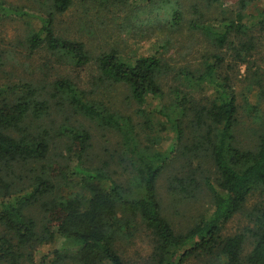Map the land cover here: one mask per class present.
<instances>
[{"label":"trees","instance_id":"1","mask_svg":"<svg viewBox=\"0 0 264 264\" xmlns=\"http://www.w3.org/2000/svg\"><path fill=\"white\" fill-rule=\"evenodd\" d=\"M72 2L37 3L44 17L18 46L26 44L31 53L46 50L57 63L95 66L89 79L93 87L120 84L139 104L148 97L162 101L161 77L170 69L161 56L125 59L116 45L95 53L80 38L56 34L54 17L68 11ZM94 2L111 14L118 6L124 10L133 4L158 8L149 26L158 28L157 33L187 27L216 48L229 45L236 51L235 60L248 64L255 47L249 31L257 24L264 32V4L256 13L249 11L256 0H201L221 11L217 25L206 24L209 17L197 1L189 5L188 18L181 0ZM15 10L0 0V16ZM161 36V48L171 43L170 34ZM223 62L214 53L205 59L204 69L183 71L188 86L199 91L211 87L214 96L203 100L172 88L171 102L153 110L162 120L139 125L144 143L129 116L112 110L65 74L42 84L32 79L0 84V264H135L125 259L121 243L140 230L152 245L139 264H183L188 259L199 264H264V83L253 78L261 85L256 102L239 103L231 75H219ZM242 112L256 122L244 137L247 118ZM92 124L119 134L112 155L99 165L87 163ZM120 150L123 157L117 160L123 168L118 173L109 165L116 163L113 153ZM177 160L179 167L167 175L165 187L172 205L198 202L204 190L209 196L208 205L184 229L164 213L158 184ZM205 161L212 169L203 166ZM250 198L253 202L246 207ZM239 212L248 223L225 234L226 223Z\"/></svg>","mask_w":264,"mask_h":264},{"label":"rangeland","instance_id":"2","mask_svg":"<svg viewBox=\"0 0 264 264\" xmlns=\"http://www.w3.org/2000/svg\"><path fill=\"white\" fill-rule=\"evenodd\" d=\"M10 3L16 10L0 16V84L11 82L13 80H37L38 82L52 80L55 77L65 74L78 84L81 89L91 91L93 97L101 99L112 110H117L121 115L129 116L133 120L135 133L138 135L139 142L144 143L145 133L139 127L147 119L152 121L162 120L161 116H153V110L160 103H170L172 100L171 89L178 86L187 92L195 94L196 97L212 98L214 92L211 87L205 90H195L184 82L181 76L185 69L190 71H199L204 69V61L211 54L218 53L224 62L219 70V75H231L230 82L236 85L238 93V102L244 104L243 101L248 100L249 103L256 102V97L261 85L252 82L253 78H259L264 83V32L254 24L249 31V36H253L255 43L254 49L251 51L250 64L235 60L234 53L230 46L226 48H216L212 43L198 31H191L184 27L178 32L164 31L160 32L157 28H150L154 23L153 16L160 13L158 8L144 10L141 5H126L123 8L118 6L119 10L110 13V10L100 9L94 0H73L72 6L68 11L62 14H56L54 17V29L56 34L65 38H80L84 40L92 51H99L100 47L118 46L121 50V56L125 59L134 58L141 55L157 54L164 59L169 66V71L161 77V87L165 93L162 101L148 97L144 104L134 101L126 87L120 84H112L104 87H93L89 84V79L94 73L95 66L91 64L87 67L78 68L70 63L55 62V57H50L46 50H35L32 53L26 44L19 45L18 42L25 39L27 31L30 27L40 25L44 17V11L41 8V0H5ZM200 3L202 11L209 17L207 25H217L220 21L221 11L216 7L207 6L201 0H181L184 5L185 17H189V5L191 2ZM264 0H256L252 4L250 12H258L262 7ZM144 7V6H143ZM16 11H21L24 15H19ZM82 19V22L79 20ZM82 26L84 29H82ZM146 31V34L142 31ZM169 35L171 43L161 48V35ZM246 40V39H244ZM233 46L239 49V42L234 40ZM47 63V64H46ZM250 79V80H248ZM250 84V85H249ZM183 85V86H182ZM187 85V86H186ZM264 86V85H263ZM95 92L96 94H93ZM158 109V108H157ZM247 118L246 112H242ZM249 116L245 122L246 126L241 130L242 137L252 133V129L256 127V122L252 121ZM250 126V128H248ZM91 133L93 138V146L89 151L90 157L87 163L99 165L101 159H108L112 155L113 147L119 139V134L113 131L102 130L95 124L91 125ZM104 148L108 152L105 153ZM119 152V153H118ZM116 151L114 154L116 163L109 165V168L116 169L118 173L122 170V164L117 160L123 157V152ZM110 154V155H109ZM129 154V152H128ZM109 161V160H108ZM110 163V162H109ZM203 166L212 169L208 161L203 162ZM179 167V160L171 163L159 178V193L164 199V213L179 229H184L196 215L208 205V192L204 190L199 194V201L189 203H181L172 205L169 195L166 193L167 175L171 170ZM254 198H250L246 207H250ZM249 205V206H248ZM246 214L237 213L230 219L223 232L232 234L241 230L248 223ZM152 242L147 232L140 230L135 233L132 238H125L121 243L124 249L125 259L128 262L139 264L143 263L147 257ZM43 249V248H42ZM46 250V249H43ZM37 254V258L42 251ZM183 264H199L197 260L188 259Z\"/></svg>","mask_w":264,"mask_h":264}]
</instances>
